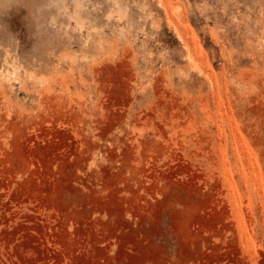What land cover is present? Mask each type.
Segmentation results:
<instances>
[{"label":"rangeland","instance_id":"obj_1","mask_svg":"<svg viewBox=\"0 0 264 264\" xmlns=\"http://www.w3.org/2000/svg\"><path fill=\"white\" fill-rule=\"evenodd\" d=\"M0 264H264V0H0Z\"/></svg>","mask_w":264,"mask_h":264}]
</instances>
